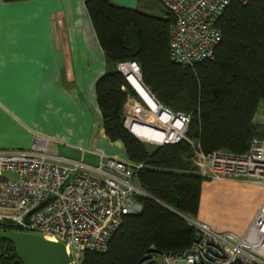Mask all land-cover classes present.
Instances as JSON below:
<instances>
[{"label": "trees", "instance_id": "obj_1", "mask_svg": "<svg viewBox=\"0 0 264 264\" xmlns=\"http://www.w3.org/2000/svg\"><path fill=\"white\" fill-rule=\"evenodd\" d=\"M84 7L106 63L93 86L100 125L108 140L120 141L127 160L140 164L134 180L151 198L137 195L140 210L124 215L105 250L84 251L79 264H137L149 249L185 250L196 229L164 206L195 220L203 178L186 140L148 145L123 127L125 100L138 97L116 66L134 62L158 103L188 115L184 136L201 152L241 153L252 137L264 139V123L254 120L264 101V0H230L216 20L220 39L212 57L191 65L169 57L173 18L164 8L155 16L110 0H84ZM14 228L0 219V230ZM0 264H21L1 239Z\"/></svg>", "mask_w": 264, "mask_h": 264}, {"label": "built area", "instance_id": "obj_2", "mask_svg": "<svg viewBox=\"0 0 264 264\" xmlns=\"http://www.w3.org/2000/svg\"><path fill=\"white\" fill-rule=\"evenodd\" d=\"M158 1L173 18L168 35L170 59L191 65L211 58L220 39L216 20L230 0ZM123 64L138 72L134 62H120L116 67L124 78ZM130 99L129 106L123 105L122 125L137 139L153 145L184 139L191 147L196 173L203 179L237 178L262 189L259 205L241 234L212 230L190 219L196 234L187 249L170 253L149 249L137 264H264V139L252 137L238 154L203 153L184 136L187 114L158 102L152 107L143 99L141 108ZM134 124L147 127L156 137L134 132ZM48 143L49 138L36 134L26 149H0V219L12 223L16 227L12 230L61 241L68 264H79L84 251L105 250L124 215L140 210L136 196L145 193L132 182L140 164L99 156L96 164L87 165L82 155L62 161L48 153Z\"/></svg>", "mask_w": 264, "mask_h": 264}, {"label": "crops", "instance_id": "obj_3", "mask_svg": "<svg viewBox=\"0 0 264 264\" xmlns=\"http://www.w3.org/2000/svg\"><path fill=\"white\" fill-rule=\"evenodd\" d=\"M110 2L161 16L158 0ZM105 69L84 0H0V149H26L38 134L62 161L127 160L100 125L93 86ZM261 195L256 183L203 179L195 220L241 234Z\"/></svg>", "mask_w": 264, "mask_h": 264}, {"label": "water", "instance_id": "obj_4", "mask_svg": "<svg viewBox=\"0 0 264 264\" xmlns=\"http://www.w3.org/2000/svg\"><path fill=\"white\" fill-rule=\"evenodd\" d=\"M125 79L139 97V94L126 77ZM143 87L146 88L144 85ZM146 90L154 103H157L156 99L152 96L149 90L147 88ZM191 155V151L187 153V156ZM145 196L151 198L147 194H145ZM164 207L185 220H190L175 210L167 206ZM0 239L6 240L13 245L17 259L21 264H68V256L61 241H51L45 239L39 233L20 230H0Z\"/></svg>", "mask_w": 264, "mask_h": 264}, {"label": "bare ground", "instance_id": "obj_5", "mask_svg": "<svg viewBox=\"0 0 264 264\" xmlns=\"http://www.w3.org/2000/svg\"><path fill=\"white\" fill-rule=\"evenodd\" d=\"M122 72L126 76L127 80L130 82V84L134 87V89L137 91V93L143 97V99L150 105L154 106V101L152 100L151 96L149 95L146 88L143 87L141 84V81L139 79V75L137 70L131 66L130 64H123L121 67ZM135 125V126H134ZM133 130L134 132H137L138 134H142L147 138H155L156 135L152 133V131H149L147 127L139 126L137 124H134ZM143 125V124H142Z\"/></svg>", "mask_w": 264, "mask_h": 264}, {"label": "rangeland", "instance_id": "obj_6", "mask_svg": "<svg viewBox=\"0 0 264 264\" xmlns=\"http://www.w3.org/2000/svg\"><path fill=\"white\" fill-rule=\"evenodd\" d=\"M158 14L161 15V16L164 15V11H163L162 7L159 8ZM137 97H138V95H137ZM139 97H138V100H136V101L139 102V104L141 105V108L145 107L143 102H142V100H141V99H143V97H141L140 95H139ZM130 102H131V99L128 98V99L125 100V104L124 105L127 107V106H129ZM254 120L256 122H258V123H261V124L264 123V101L263 100L259 102V106L257 108L256 114L254 115ZM134 130H135V128H134ZM147 144L148 145H153V144H149V143H147ZM132 182H135V180L133 179Z\"/></svg>", "mask_w": 264, "mask_h": 264}]
</instances>
